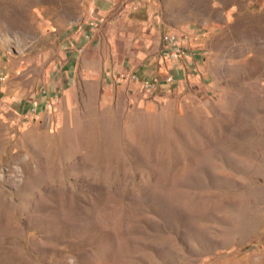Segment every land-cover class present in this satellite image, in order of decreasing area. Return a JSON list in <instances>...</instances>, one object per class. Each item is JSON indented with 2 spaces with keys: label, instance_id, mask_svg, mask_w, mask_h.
Here are the masks:
<instances>
[{
  "label": "rangeland",
  "instance_id": "374dc122",
  "mask_svg": "<svg viewBox=\"0 0 264 264\" xmlns=\"http://www.w3.org/2000/svg\"><path fill=\"white\" fill-rule=\"evenodd\" d=\"M121 4L182 56L68 51L90 0H0V264H264V0Z\"/></svg>",
  "mask_w": 264,
  "mask_h": 264
},
{
  "label": "crops",
  "instance_id": "0c3cea01",
  "mask_svg": "<svg viewBox=\"0 0 264 264\" xmlns=\"http://www.w3.org/2000/svg\"><path fill=\"white\" fill-rule=\"evenodd\" d=\"M127 0H90L92 3V15L88 14L78 23V29L90 34L89 40L82 37V32L77 35L75 43H81L77 47L89 49V46L95 41L103 38L105 42L114 47V50L122 51L128 60H132L133 66L139 64L147 55H153L154 60L162 58L160 42V23L157 17L153 19L145 14V11L135 14L130 11L128 5L122 6L121 2ZM77 27V26H76ZM184 35L179 31H172ZM183 38V41H184ZM135 44L134 50L127 49V45ZM123 45L122 48L119 46ZM76 46V45H75ZM132 49V48H131ZM73 52V51H72ZM162 60V59H161ZM160 64V63H159ZM114 70L117 73L121 70L120 65H115ZM123 70V69H122Z\"/></svg>",
  "mask_w": 264,
  "mask_h": 264
},
{
  "label": "built area",
  "instance_id": "2783aa9c",
  "mask_svg": "<svg viewBox=\"0 0 264 264\" xmlns=\"http://www.w3.org/2000/svg\"><path fill=\"white\" fill-rule=\"evenodd\" d=\"M92 12L93 11L90 10L89 14L92 15ZM78 30H80V29H78ZM81 34H82L83 39L89 40L90 34L88 32L82 31ZM183 38H184V35H181L179 33L172 32V31H167V32L161 33L160 42H161L162 55H163L164 59H166L167 61H173V60L178 59L179 57L182 56V54H183V49H182ZM97 43H98V41H95L94 44H97ZM66 48L68 51H76V52L81 51L80 48H76L73 45H68ZM129 78L131 80H135L136 76L134 73H130ZM169 80H170V76H168L165 79V81H169ZM157 85L158 84L154 83V81H149V82H146L144 84V89L145 90H153L154 87H158ZM52 102H53V99L50 98V100L49 101L47 100V102L44 105L50 106L52 104ZM29 110L34 111L35 108H30Z\"/></svg>",
  "mask_w": 264,
  "mask_h": 264
}]
</instances>
